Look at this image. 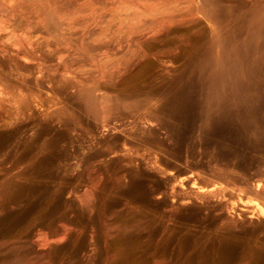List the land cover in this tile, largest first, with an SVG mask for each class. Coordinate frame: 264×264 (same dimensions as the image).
Instances as JSON below:
<instances>
[{"label":"rangeland","instance_id":"obj_1","mask_svg":"<svg viewBox=\"0 0 264 264\" xmlns=\"http://www.w3.org/2000/svg\"><path fill=\"white\" fill-rule=\"evenodd\" d=\"M0 264H264V0H0Z\"/></svg>","mask_w":264,"mask_h":264},{"label":"bare ground","instance_id":"obj_2","mask_svg":"<svg viewBox=\"0 0 264 264\" xmlns=\"http://www.w3.org/2000/svg\"><path fill=\"white\" fill-rule=\"evenodd\" d=\"M90 31H91V30H90ZM94 33H95V32H94ZM88 92H89V91H88ZM87 94H88V93H87ZM89 95H90V94H89ZM86 96H87V95H86ZM86 96H85V97H86ZM88 97H89V96H88ZM88 99H89V98H88ZM88 99H87V100H88ZM90 99H91V98H90ZM92 99H93V98H92ZM92 99H91V100H92ZM91 100H90V101H91ZM82 101H84V100H82ZM92 101H94V100H92ZM80 102H81V101H80ZM84 103H85V102H84ZM95 103H96V102H95ZM82 104H83V103H82ZM89 104H90V103H89ZM95 105H96V104H95ZM95 105H94V107H95ZM94 107H93V108H94ZM117 108H118V107H117ZM95 109H96V108H95ZM12 135H13V134H12ZM12 138H13V137H12ZM58 140H59V139H58ZM35 143H36V142H35ZM18 144H19V143H18ZM63 144H64V143H63ZM38 145H39V144H38ZM43 145H44V144H43ZM32 147H33V146H32ZM37 147H39V146H37ZM43 151H45V150H43ZM51 152H52V151H51ZM20 153H21V152H20ZM27 153H28V152H27ZM47 153H48V152H47ZM66 154H68V153H66ZM66 154H65V155H66ZM19 156H20V155H19ZM20 157H21V156H20ZM65 158H66V157H65ZM67 158H68V157H67ZM20 160H21V159H20ZM27 160H29V159H27ZM30 160H31V159H30ZM32 160H33V159H32ZM46 162H47V161H46ZM33 163H34V162H33ZM48 163H49V162H48ZM29 164H30V163H29ZM54 169H55V168H54ZM56 169H57V168H56ZM41 170H42V169H41ZM43 171H44V170H43ZM51 171H52V170H51ZM47 174H48V173H47ZM8 178H9V177H8ZM7 183H8V182H7ZM12 196H13V195H12ZM29 199H30V198H29ZM239 209H240V208H239ZM240 210H241V209H240ZM241 212H242V211H241ZM241 214H242V213H241ZM241 216H242V215H241ZM23 218H24V217H23ZM12 226H13V225H12ZM17 227H18V226H17ZM255 250H256V249H255ZM244 251H245V250H244ZM252 253H253V252H252ZM255 253H257V252H255ZM255 253H254V254H255ZM244 254H245V253H244ZM245 256H246V255H245ZM250 256H251V255H250ZM253 257H254V256H253ZM259 258H260V257H259ZM247 260H248V259H247ZM249 262H250V261H249Z\"/></svg>","mask_w":264,"mask_h":264}]
</instances>
